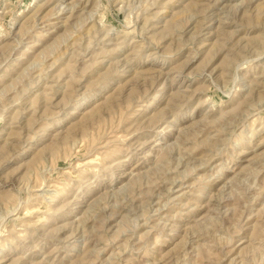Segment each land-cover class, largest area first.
I'll return each mask as SVG.
<instances>
[{
  "label": "rangeland",
  "instance_id": "374dc122",
  "mask_svg": "<svg viewBox=\"0 0 264 264\" xmlns=\"http://www.w3.org/2000/svg\"><path fill=\"white\" fill-rule=\"evenodd\" d=\"M0 264H264V0H0Z\"/></svg>",
  "mask_w": 264,
  "mask_h": 264
}]
</instances>
